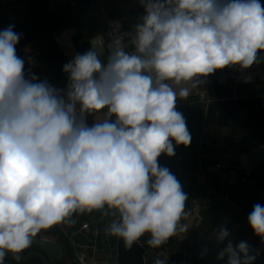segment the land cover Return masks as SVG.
<instances>
[{
    "label": "clouds",
    "instance_id": "clouds-1",
    "mask_svg": "<svg viewBox=\"0 0 264 264\" xmlns=\"http://www.w3.org/2000/svg\"><path fill=\"white\" fill-rule=\"evenodd\" d=\"M133 51L122 40L105 59L90 43L63 65L65 89L27 74L17 53L22 34L0 30V264L28 248L41 230L74 213L107 206L119 213L105 231L131 245L148 235L160 249L187 232L188 195L158 164L191 135L177 98L230 66L248 69L264 52L261 0H140ZM264 60V58H260ZM94 122L88 123V116ZM175 142V144L173 143ZM264 244V205L247 217ZM226 264H254L246 241L213 232ZM20 259L19 255L15 257ZM153 264H167L166 257Z\"/></svg>",
    "mask_w": 264,
    "mask_h": 264
},
{
    "label": "crops",
    "instance_id": "crops-1",
    "mask_svg": "<svg viewBox=\"0 0 264 264\" xmlns=\"http://www.w3.org/2000/svg\"><path fill=\"white\" fill-rule=\"evenodd\" d=\"M143 14L140 0H0V30L11 24L22 34L17 53L25 58L27 74L65 89L63 65L76 53L87 51L90 43L101 49V58L106 61L110 19H118L122 28H127L128 31L123 28L122 46L133 51L134 25ZM260 58H264V52L258 53V62L248 69L230 66L199 78L204 83L192 89L187 98H177L176 110L186 120L191 143L187 147L175 146L174 156L162 154L158 164L176 176L188 195V214L180 221L188 230L178 231L156 249V258L166 257L167 264H207L198 247V237L214 236V230L220 227L230 231L228 239L234 246L246 241L251 246L250 254L264 253V244L247 221L253 205H264V160L251 172L248 183L235 186L229 185L226 172L217 168L226 163L242 174L240 156L264 146V82L242 81L252 72H264V60ZM87 119L89 124L94 122L91 115ZM218 171L226 176V195ZM117 215L118 211L107 206L74 213L37 235L63 247L65 264H78V257L83 255L103 262L108 254L82 227ZM227 242L221 243L222 248ZM15 257L7 253L4 264H24L21 257ZM226 260L227 257L215 264H226ZM254 264H264V256L256 258Z\"/></svg>",
    "mask_w": 264,
    "mask_h": 264
},
{
    "label": "water",
    "instance_id": "water-1",
    "mask_svg": "<svg viewBox=\"0 0 264 264\" xmlns=\"http://www.w3.org/2000/svg\"><path fill=\"white\" fill-rule=\"evenodd\" d=\"M124 28V27H123ZM128 31L127 28H124ZM246 113V112H245ZM244 113V114H245ZM264 160V146L252 149L250 152L240 156L242 170L253 172L255 167ZM223 183V193L226 195V176L223 171H218ZM224 195V196H225ZM119 215L112 219L92 223L88 227L89 235L94 240H98L104 252L108 254L102 264H153L158 252L148 245V235L134 241L131 245L127 244L123 238L108 234L105 229L113 221L118 220ZM32 243L25 254L19 253L24 264H65V252L61 245L40 238L38 235L32 237ZM198 247L203 260L207 264H215L218 260L217 253L222 249L221 243L217 244L214 236L201 234L198 237ZM12 256L18 254L10 253ZM256 258L264 256L263 252L251 253ZM162 258V257H161Z\"/></svg>",
    "mask_w": 264,
    "mask_h": 264
},
{
    "label": "built area",
    "instance_id": "built-area-1",
    "mask_svg": "<svg viewBox=\"0 0 264 264\" xmlns=\"http://www.w3.org/2000/svg\"><path fill=\"white\" fill-rule=\"evenodd\" d=\"M125 32L118 19H110L108 22V42L107 49L109 50V45L117 39L123 38ZM244 82H253V83H263L264 82V72H252L242 78ZM202 98H207L205 95L201 96ZM208 101H211L207 98ZM218 169L224 170L227 175L229 185L235 186L238 183L246 184L250 180L252 173L244 171L242 174L239 169L229 166L228 164H221L217 166ZM89 225L85 224L82 229L88 230ZM78 264H102V262L94 256L83 255L78 257Z\"/></svg>",
    "mask_w": 264,
    "mask_h": 264
}]
</instances>
